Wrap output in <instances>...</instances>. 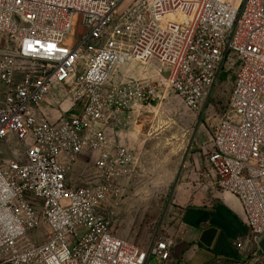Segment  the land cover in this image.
Returning a JSON list of instances; mask_svg holds the SVG:
<instances>
[{"label":"built area","instance_id":"built-area-1","mask_svg":"<svg viewBox=\"0 0 264 264\" xmlns=\"http://www.w3.org/2000/svg\"><path fill=\"white\" fill-rule=\"evenodd\" d=\"M150 58L197 111L225 61L237 63L233 116L216 126L207 175L243 206L237 250L264 235V0H0V150L12 138L22 151L0 162V264H178L176 236L142 246L112 227L134 157L111 131L151 105L160 83L109 80ZM55 85L70 105L52 121L41 104ZM85 150L96 153L94 180L78 184Z\"/></svg>","mask_w":264,"mask_h":264},{"label":"rangeland","instance_id":"rangeland-1","mask_svg":"<svg viewBox=\"0 0 264 264\" xmlns=\"http://www.w3.org/2000/svg\"><path fill=\"white\" fill-rule=\"evenodd\" d=\"M229 59L213 83L205 106L199 111L187 107L164 81L160 74L165 72L166 66L155 58L146 62L131 59L111 74V83L136 79L160 83V94L152 99L151 105L134 116L129 124L111 131L114 140L134 157L132 172L124 181L123 196L112 214V227L118 236L143 246L158 234H182L185 210L195 205L199 191L204 186L211 187L205 188V197L217 196L219 188L214 187L212 178L207 175L210 171L208 159L216 126L221 119L233 116L229 110V97L237 63ZM2 90L0 84V99ZM42 104L60 109L59 116L70 101L63 95V88L55 85ZM84 152L83 163L72 172L76 183L83 177L82 172L91 182L94 180L90 171L96 153ZM21 153L19 143L9 138L0 150V162L13 155L20 157ZM207 208L220 210L217 205ZM32 234L38 238L43 231ZM179 236L177 240H180ZM250 245L261 254L257 243Z\"/></svg>","mask_w":264,"mask_h":264},{"label":"crops","instance_id":"crops-1","mask_svg":"<svg viewBox=\"0 0 264 264\" xmlns=\"http://www.w3.org/2000/svg\"><path fill=\"white\" fill-rule=\"evenodd\" d=\"M41 110L52 121L56 120L60 113V109H54L49 104H41ZM84 157L85 152L82 153L76 166L83 163ZM82 174L83 177L79 179L78 184L90 181L88 175L86 177L83 172ZM90 175L93 176V168ZM214 187H216L215 184ZM205 188L211 187L204 186L199 191V197L195 199V205L185 210L182 234L177 235L180 240H176L173 251L178 264H232L238 257H249L255 252L250 245L254 243L253 241H246L243 251H238L234 245L236 238L246 237L248 233L240 200L232 193L220 188L217 190L216 197H205ZM208 205L212 208L217 205L220 210L208 209Z\"/></svg>","mask_w":264,"mask_h":264},{"label":"water","instance_id":"water-1","mask_svg":"<svg viewBox=\"0 0 264 264\" xmlns=\"http://www.w3.org/2000/svg\"><path fill=\"white\" fill-rule=\"evenodd\" d=\"M164 77H168V72L163 73ZM257 245L261 253L264 255V235L257 240Z\"/></svg>","mask_w":264,"mask_h":264},{"label":"bare ground","instance_id":"bare-ground-1","mask_svg":"<svg viewBox=\"0 0 264 264\" xmlns=\"http://www.w3.org/2000/svg\"><path fill=\"white\" fill-rule=\"evenodd\" d=\"M173 15L171 14V15H169V17H172ZM142 62H146V61H142ZM121 66V65H120ZM119 67V66H118ZM118 67H116L115 69H114V71H113V74H114V72H115V70L118 68ZM164 79V81H167V79L166 78H163Z\"/></svg>","mask_w":264,"mask_h":264}]
</instances>
